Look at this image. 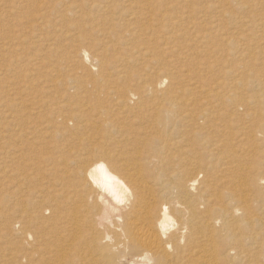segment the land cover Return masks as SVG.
<instances>
[{"label":"bare ground","instance_id":"6f19581e","mask_svg":"<svg viewBox=\"0 0 264 264\" xmlns=\"http://www.w3.org/2000/svg\"><path fill=\"white\" fill-rule=\"evenodd\" d=\"M66 1H55L72 3L63 7L65 15L78 8L91 14L87 22L80 9L83 21L71 25L81 35L72 38L87 44L89 32L100 39L75 52L87 77L56 80L65 92L42 102L50 120L41 128L30 114L41 112L37 97L47 87L0 88L8 96L0 115L13 129L4 145L0 264H264V169L245 155L264 147L258 143L264 139L263 79L238 81L232 73L231 85L257 91L220 96L225 119L217 122L208 108L194 116L180 112L192 102L179 97L183 90L173 78L167 84L164 67L171 60L160 57L189 55L187 45H168L190 30L198 33L194 40L206 38V52L219 51L208 34L222 20L251 34L264 28L258 13L264 0ZM247 58L259 60L257 52ZM141 64L144 77L134 84L139 75L131 69ZM152 64L163 67L154 73ZM236 66V73L244 70ZM168 72L174 77L179 70ZM243 105L247 111L240 112ZM230 128L246 130L247 148L233 143L244 138Z\"/></svg>","mask_w":264,"mask_h":264},{"label":"rangeland","instance_id":"374dc122","mask_svg":"<svg viewBox=\"0 0 264 264\" xmlns=\"http://www.w3.org/2000/svg\"><path fill=\"white\" fill-rule=\"evenodd\" d=\"M11 1L12 0H0V88L1 89L3 88L4 90L5 88H15V86L17 87L20 85L21 86L31 85V83L32 85L37 84V86L39 85V87H45V88L47 87L46 89H48V92L43 93L42 95L40 94L41 96L39 95L37 97V100L39 101V103L41 102L40 103L41 112L37 110V111H34L33 114H30L32 118L34 117L33 118L34 120L37 119L36 120L37 122L30 120L31 122H36L38 126L40 125L41 127H45L46 123H48L46 122L47 121L46 119L48 120L50 119L48 117L49 116L48 109L46 110V107L42 106V102L48 101V100L50 101V99H52L54 94H56L57 92L58 93L65 92L64 88L62 87L57 88L58 86L62 85V83L59 84L56 82L58 80L64 79L68 74L75 73L77 76L84 75L85 78L87 77V73L89 72L88 70L86 71L82 68L79 58H76L75 52L79 49H82L83 47L88 48L90 46L89 45L90 42H98L100 39H98V37H96L94 34L86 32L84 33V35L90 38L88 43L81 44L79 43V41L77 42L78 39L76 38L79 37L81 33H79L80 31L78 29H77V31H79L78 33L77 31H75L76 29L72 30L74 27H72L71 24L74 23L73 25L77 26L78 24L79 26L80 21L81 22L83 21L80 19L81 17L83 19L87 17L88 18L91 17V14L89 12L82 10L81 8H78L79 11L78 9L75 10L76 12H74V15L78 12L77 16L72 15V12H71V13L66 14L67 15V18H66L65 8H63L65 7L66 4L64 5L62 3L61 5L63 6L61 7V5H57V2H55L56 0H36V2H33L32 0H19L17 1L16 4H13ZM63 1L64 3L67 2L66 0H63ZM169 1L171 2V0ZM54 2L55 4L53 5ZM34 3H36L37 5ZM44 3L46 4V7L44 6L45 5ZM42 4H43V7H45L44 9H42L43 8ZM71 4L72 3L70 2L66 6H69ZM35 5L36 7L38 5L39 6L41 5L39 9L40 11L41 10L42 11L40 12V11L34 10ZM29 9L30 11H28ZM80 9L83 13L80 11ZM25 10H27L28 13H26ZM31 10L33 11V13L34 11L36 12L32 16L30 15L29 16L30 18L28 17L29 19L27 23L26 17L29 15V12L30 14H32ZM45 10H47L49 13ZM37 12L40 14L43 13L41 14V16L45 18L43 19L40 16V14H38ZM45 12L47 13V15ZM53 12H55V14ZM62 12L64 14H62ZM21 13L24 16H25V13L27 15L23 20L21 18L22 20L21 25L23 24L22 26L20 25V21H19L20 16L22 15ZM57 13H58V16H57ZM79 13H82L80 14L81 17L79 16ZM86 13L87 14L89 13L88 16L86 15ZM258 13L263 14L264 12L259 11ZM52 15L55 17H52ZM56 17H58L57 20H56ZM61 17H63L64 19ZM68 17L69 18L71 17L70 20ZM88 18H87V22L89 21ZM41 19L43 21L42 23H41ZM45 19L46 21H48V24H46ZM61 19H63L64 21H61ZM33 20L34 21L36 20V22H39L40 24L36 22L34 23ZM32 21H33V24H31ZM199 21L201 23L202 20L198 19V22ZM208 21L210 20L207 19L204 22L207 23ZM16 22H17V25L15 24ZM257 24L259 23H254L252 25L255 26ZM87 25L89 26V23ZM33 26L34 27L37 26V27L34 28ZM45 26L47 29H45ZM58 27H60L61 29L59 28V30H56V28L58 29ZM215 28L216 29L213 30V32L208 35H210L209 39H210L211 44L212 42H215L214 44L220 45L218 46V48H216L219 51L213 53L211 50H209L206 52L204 50V46H202V45L206 46L204 42L206 41V38L205 39L202 38L204 41L200 39L199 40L200 42L198 40H194V38L196 39L195 36L198 33L194 30H190L191 32H188L189 36L188 35L187 37L183 36V39L181 38L177 39V37L174 36L175 38H174L173 45L171 44L168 45V47L179 45L178 47H181V48L183 47L185 48L186 45L189 46V49H191L192 51L189 55L187 54L188 57L185 54L179 57L177 53L170 55V53L167 54L166 52L161 53L162 55L160 57H162L163 59L165 58V60H171L170 64L172 66L169 65L167 67L164 65L165 71L167 73V84L170 85L172 82V78H173L177 86H181V89L184 92V93L181 92V95H179V97L184 100H188L192 102V105L190 107L184 108L183 111L181 110L180 112L185 115L194 116L195 114H198L202 110L208 108L214 112L215 121L223 122L225 119V112L224 110H222V107L219 104L220 96H223L225 93H232L234 90L243 91L245 93H247V91H251V92L257 91L256 87L246 88L245 86H243L241 82H239L238 85H231L232 73H234L238 81L240 78H242L243 79L242 81L246 82L258 76H259V79L261 80L263 79L264 81V40H260V38L264 36V28H257L255 29V32L251 34L249 32H246L245 30H242V31L238 30L235 26H232L229 20H222L221 22H218ZM67 29H70V30H67ZM184 29H187V26ZM248 34H250V36ZM157 35H159V33L156 34V36ZM182 35L183 33L180 32L178 36L180 37ZM74 36L75 37L77 36V37L72 38ZM248 37L249 39L247 41H242L243 39L248 38ZM242 43H248L249 45L241 48ZM197 44L200 46H198ZM192 46L194 47V49L196 48V46L202 47L203 49L200 48L199 51H193ZM225 51H229L231 56H227ZM256 52L259 58L258 61L256 58H253V60H250L249 58H247L248 56L251 57L252 54ZM184 55L187 58H185ZM60 59H62L63 61H66L65 62L66 64L62 62V60L60 61ZM208 61L211 62L210 63L211 66L206 67L204 64H202ZM60 62L64 65H62ZM172 63L175 65H173ZM237 64L243 65L244 70L236 73L235 70L237 68L236 66ZM59 65H60V68L58 67ZM144 66L145 64H141L139 66L132 67L131 70H134L133 71L134 74L139 75V78L134 81V84H136L137 82H140L141 78L144 77L142 76L143 70H141V69H144ZM152 66L156 68L155 70H153L154 73H156L159 70L158 69L159 67H163L162 65H159L157 67V65L155 64L154 65L152 64ZM171 69L179 70V72L175 74L173 77V75H170L168 72V70H171ZM63 70L65 71L63 72ZM82 70H84V72H81ZM58 75L61 76L60 79ZM24 80L26 82H23ZM46 85H48L50 88ZM52 86L53 87L55 86L57 88L56 91L55 89L54 90L51 89L53 88ZM188 89L190 92L188 91ZM58 93L56 94L57 96H58ZM215 93H219V97H216L213 99L212 96H208L210 94L213 95ZM0 95H1L0 101H4L2 99H4V97L6 98L7 95L6 94H5L6 96H3L4 94L3 95L0 94ZM48 97H50V99ZM205 97H207V99L204 101ZM245 106L247 107L248 105H243V107H239L240 112H244V110L247 111V108ZM45 110L48 114L47 117L45 116L46 113H44ZM36 112H38V114ZM221 112H223L224 115L218 119V114ZM27 115H29V113ZM39 116H41L40 119L44 116L43 118L44 120L43 121L42 119L40 120ZM38 120L41 121V124L39 123ZM2 122H5V121L2 115H0V123H1L0 124L1 125L0 126V198L4 196V192L2 193L1 191H3L4 188L6 187L5 177L2 172L4 171V168H5L4 161L6 160L5 152H4L5 151L4 145L6 144L8 134L11 133L13 130L12 128L10 129L7 128L8 126L6 122L4 124ZM2 125H4L5 127L3 126V128H1ZM234 125H242V124L235 123ZM45 130H46L45 128L41 129L42 132ZM230 131L231 132L235 131L239 133V135L242 136L241 138H244V140H240V136H236L234 137L233 143L241 144L245 148L248 147L246 145L247 144L246 130L244 128H230ZM220 135L224 137L227 136L224 133H221ZM258 143L260 144V146H264V139L259 141ZM253 147L254 146H252V148ZM245 155L247 156L248 159H250V162H254L259 168L264 169V147H261L259 149V152L252 151L248 154L245 153ZM1 210H0V217L2 213H5L3 212V209ZM5 214H7V212ZM0 228H1V224H0ZM3 234H4L3 232H0V239L1 238L4 239Z\"/></svg>","mask_w":264,"mask_h":264}]
</instances>
